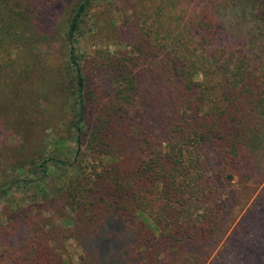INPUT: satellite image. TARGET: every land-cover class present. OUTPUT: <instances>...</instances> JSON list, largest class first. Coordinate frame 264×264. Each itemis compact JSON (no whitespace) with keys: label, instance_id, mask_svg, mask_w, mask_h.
Returning <instances> with one entry per match:
<instances>
[{"label":"trees","instance_id":"obj_1","mask_svg":"<svg viewBox=\"0 0 264 264\" xmlns=\"http://www.w3.org/2000/svg\"><path fill=\"white\" fill-rule=\"evenodd\" d=\"M88 4L83 0L73 11L66 33L77 156L87 133L75 37ZM8 10L9 25L18 27L25 18L21 4ZM240 63L234 71L214 57L178 55L168 60L165 92L160 77L140 82L121 68L123 80L138 87L114 90L113 105L100 106L103 122L91 133L103 166L84 185L78 177L71 183L79 187L74 206L86 208L72 221L75 239L85 236L90 245L84 264H264V74L251 85L248 58ZM133 98L147 104L131 105ZM150 114L166 119L169 141L148 134ZM64 165L74 170L56 158L38 162L36 179L12 181L2 196L15 185L56 179L53 168Z\"/></svg>","mask_w":264,"mask_h":264},{"label":"rangeland","instance_id":"obj_2","mask_svg":"<svg viewBox=\"0 0 264 264\" xmlns=\"http://www.w3.org/2000/svg\"><path fill=\"white\" fill-rule=\"evenodd\" d=\"M82 1L6 0L0 6V264H84L90 245L85 236L75 239L72 221L86 208L74 206L79 187L71 183L78 177L84 185L103 166L91 133L103 122L100 106L113 105L114 90L138 87L123 80L121 68L140 82L160 77L161 92L169 87L168 60L178 55L214 57L234 71L241 56L248 58L251 85L264 74V0H89L75 37L87 133L77 156L66 33ZM10 3L21 4L25 14L16 28L8 21ZM135 98L131 105L147 104ZM146 123L149 135L170 140L164 117L150 114ZM50 158L71 162L74 170L53 168L54 178H64L15 185L2 196L12 181L36 179L34 165Z\"/></svg>","mask_w":264,"mask_h":264}]
</instances>
